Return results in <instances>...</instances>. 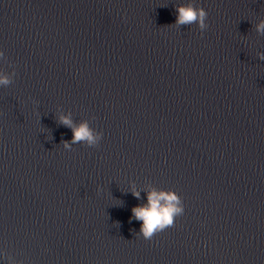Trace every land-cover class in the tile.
<instances>
[{"label": "water", "instance_id": "95a60500", "mask_svg": "<svg viewBox=\"0 0 264 264\" xmlns=\"http://www.w3.org/2000/svg\"><path fill=\"white\" fill-rule=\"evenodd\" d=\"M190 2L203 32L175 24ZM261 20L264 0H0V264H264ZM61 115L100 143L66 149ZM153 190L185 210L146 240Z\"/></svg>", "mask_w": 264, "mask_h": 264}, {"label": "clouds", "instance_id": "9594fccd", "mask_svg": "<svg viewBox=\"0 0 264 264\" xmlns=\"http://www.w3.org/2000/svg\"><path fill=\"white\" fill-rule=\"evenodd\" d=\"M178 13L175 24L178 26L197 24L203 32L208 28V13L203 7H197L193 3L176 6ZM256 31L264 35V20L256 26ZM4 57V52L0 51V58ZM260 60H264V53L260 54ZM15 73L0 75V86H8L13 82ZM59 120L62 124L72 128L73 138L71 142H64L66 149H71L73 144L84 143L90 147L97 146L103 138V133L90 127L87 121L78 126L73 125L70 115H61ZM134 195L139 197L140 193ZM184 203L182 197L173 191L153 190L148 193V203L137 206L133 209V214L137 220H141V233L144 239L151 240L158 232L174 226L176 218L184 214Z\"/></svg>", "mask_w": 264, "mask_h": 264}]
</instances>
